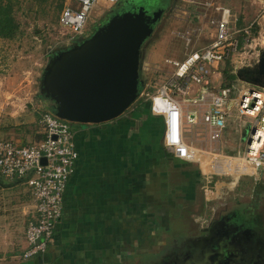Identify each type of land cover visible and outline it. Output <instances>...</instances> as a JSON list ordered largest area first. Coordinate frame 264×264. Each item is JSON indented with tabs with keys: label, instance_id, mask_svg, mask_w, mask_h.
Segmentation results:
<instances>
[{
	"label": "rangeland",
	"instance_id": "obj_1",
	"mask_svg": "<svg viewBox=\"0 0 264 264\" xmlns=\"http://www.w3.org/2000/svg\"><path fill=\"white\" fill-rule=\"evenodd\" d=\"M67 1L2 0L3 4L12 5L20 29L15 39H0V132H14L13 140L17 141L16 136L21 137L24 139L22 144L39 141L40 113L55 112L57 103L47 94L44 80L51 64H56L61 55L76 49L81 38L102 29L114 16L125 11L133 12L136 5L149 12L161 11L153 23L151 36L140 46V94L154 92L169 78L172 62L182 61L190 51L202 48L211 41L210 22L218 17L219 8L230 9L231 27L238 31L239 42L236 52L216 70L219 74L212 76L213 86L224 84V71L232 70L234 73L244 57L247 64L252 63L256 55L264 50V0H159L154 4L148 0H122L111 5L99 2L92 12L86 34L75 38L59 23ZM246 29L250 30L249 35H244L243 30ZM186 37L191 40L189 45L186 44ZM229 85L235 88L236 94L241 82L236 78ZM245 86L254 87L251 83ZM140 94L121 118L113 121L116 122L112 130L126 132L128 145L129 142L135 144L136 140L130 136L134 138L139 132V186H143L139 187V205L146 202L148 211L151 210L146 222L151 229L146 223L143 226L139 224V240L130 243L131 239L127 238L128 244L120 245L124 252L114 256L111 264H162L176 258L179 261L185 249L198 252L199 245H205L204 249H207L214 236L211 231L225 224L233 226L232 220L227 218L231 214H241V224L253 230L246 247V257L252 264H264V171L255 179H242L231 192L226 189L232 186L229 181L220 182L218 186L222 192L206 196L198 164L181 166L168 158L166 150L161 156L159 148L152 144L148 135L145 134V137L143 132L146 129L151 139L155 140L161 125L156 116L144 113L146 105L140 108L141 102L147 104ZM228 123L230 125L221 141L222 150L235 154L245 146L241 135L247 125L234 114ZM102 126L99 125L101 132L104 130ZM76 127L72 123V128ZM0 139L9 138L1 136ZM191 139L194 137L191 136ZM0 184L5 186V195L0 194V250L7 252L13 249L10 242L14 240L15 244L18 243L26 221L24 211L28 212L30 206L24 205L22 186L10 189L16 183L2 177ZM23 186L28 189L24 183ZM24 194L27 202H31V194L27 190ZM32 203L34 206L33 199ZM254 216L258 218L253 220ZM111 225L118 227L120 223L112 220ZM114 235L113 230V241L119 242L120 238ZM57 240L60 242V237ZM201 254H196L195 260L201 259ZM102 256V253L94 256V264H106L107 260Z\"/></svg>",
	"mask_w": 264,
	"mask_h": 264
},
{
	"label": "built area",
	"instance_id": "obj_2",
	"mask_svg": "<svg viewBox=\"0 0 264 264\" xmlns=\"http://www.w3.org/2000/svg\"><path fill=\"white\" fill-rule=\"evenodd\" d=\"M120 1L68 0L60 26L73 38L84 36L97 3ZM230 19V9L219 8L218 17L210 22L214 28L211 41L190 51L182 61L172 62L169 78L154 92L140 94L150 114L162 119V143L168 154L198 164L206 196L217 194L220 182L229 181L232 186L226 189L231 192L242 179H255L264 171V88L247 87L240 81L235 94L233 86L215 87L211 81L219 74L220 64L238 48V31L231 27ZM243 33L249 35L250 30ZM190 41L186 37L187 45ZM246 61L244 57L241 65ZM233 114L247 125V134L243 149L228 154L219 146ZM38 121L42 137L37 142L0 139V177L23 182L34 201L24 230L23 261L43 255L53 245L67 183L78 158L72 123L47 111L40 113Z\"/></svg>",
	"mask_w": 264,
	"mask_h": 264
},
{
	"label": "crops",
	"instance_id": "obj_3",
	"mask_svg": "<svg viewBox=\"0 0 264 264\" xmlns=\"http://www.w3.org/2000/svg\"><path fill=\"white\" fill-rule=\"evenodd\" d=\"M210 34V37H213V27ZM148 112L149 109L146 108L144 113L151 115ZM157 118L161 125L159 136L152 140L149 130L145 129L143 133L148 135L152 144L159 148L162 156L166 152L161 145L163 124L162 119ZM115 122L111 121L102 126L104 127L102 132L100 131L102 128L93 125L73 129L78 158L65 190L62 219L57 226L54 243L43 255L27 261L21 260L20 257L26 248L24 230L31 217L33 203L30 192L23 186V183L13 180L16 184L10 189L23 187L24 205L30 206V210L28 208V212L24 211L26 221L23 232L18 237V243L15 244L13 240L10 242V244L13 243V249L7 252L0 250V264H94V256L101 253L103 254L101 258L107 260L106 264H111L114 256H119L121 252H124L120 245L123 243L127 245V238L131 239L130 243L139 240V187L143 188L139 186V138H137L139 132L134 138L130 136L131 139L136 140V142L134 140L135 144L129 142L128 145L127 137L129 136L126 132L112 130ZM3 132H7L6 135ZM3 132H0V137L6 136L13 140L14 132L10 130ZM39 134L38 139L40 140L41 130ZM246 134L247 130L241 135L242 141ZM16 137V142L24 143V139ZM219 147L222 152H225L222 150L221 143ZM168 156L171 161L181 166L192 164ZM4 187V184H0V194L3 196L5 195ZM25 190L30 195L31 202H27ZM220 192L222 191L219 188L217 194ZM112 220L120 225L113 227ZM113 230L115 231L114 237L120 238L119 242L113 241ZM58 237H60V242H57ZM17 245H19L18 249Z\"/></svg>",
	"mask_w": 264,
	"mask_h": 264
},
{
	"label": "water",
	"instance_id": "obj_4",
	"mask_svg": "<svg viewBox=\"0 0 264 264\" xmlns=\"http://www.w3.org/2000/svg\"><path fill=\"white\" fill-rule=\"evenodd\" d=\"M144 7L116 15L76 49L51 64L44 80L48 95L56 103L54 115L74 124L100 125L120 118L141 91L140 46L151 36L153 23ZM236 78L264 88L253 77L264 76V50L252 63L235 69Z\"/></svg>",
	"mask_w": 264,
	"mask_h": 264
},
{
	"label": "flooded vegetation",
	"instance_id": "obj_5",
	"mask_svg": "<svg viewBox=\"0 0 264 264\" xmlns=\"http://www.w3.org/2000/svg\"><path fill=\"white\" fill-rule=\"evenodd\" d=\"M138 7V5L135 6L136 9ZM151 14L152 12L149 13L147 11L148 16H151ZM253 78L256 82L264 84V76H255ZM254 217L252 218L253 220L258 218ZM227 218L232 220L233 224L231 225L233 226L225 224L214 231L210 230L214 236L208 244L207 249H204L205 245H199L200 250L198 252L192 251V249H185L181 260L178 261L176 258L174 261H171V259H168L166 263L163 262L162 264H252L253 262L251 263L245 254L248 252L246 247L251 241L250 238L253 236V230L244 228L245 226L240 222L243 220L241 214H231ZM196 254H201L202 258L195 260Z\"/></svg>",
	"mask_w": 264,
	"mask_h": 264
},
{
	"label": "trees",
	"instance_id": "obj_6",
	"mask_svg": "<svg viewBox=\"0 0 264 264\" xmlns=\"http://www.w3.org/2000/svg\"><path fill=\"white\" fill-rule=\"evenodd\" d=\"M159 0H148L149 3H157ZM146 10V9H145ZM149 12V11H148ZM156 12L155 10L150 11L149 13ZM19 24L16 22L14 15H13V7L10 3L3 4L2 0H0V39L4 40H13L19 35ZM222 78L225 80L224 84H222V88H231L229 84H232L236 81V76L232 72V70H226L222 74ZM228 84L229 86H226ZM146 105L147 110L149 109L147 104L140 103V108ZM149 113V112H148ZM110 123V122H108ZM108 123H104L103 125H106ZM77 127L79 126H87V125H81L76 124ZM95 127H99V125H93ZM151 210L148 211V208L146 207V202L142 203V205H139V224L143 226L144 223H146L148 220L147 217H150ZM148 226L149 229L151 227ZM140 230V229H139ZM146 239V237H145Z\"/></svg>",
	"mask_w": 264,
	"mask_h": 264
},
{
	"label": "bare ground",
	"instance_id": "obj_7",
	"mask_svg": "<svg viewBox=\"0 0 264 264\" xmlns=\"http://www.w3.org/2000/svg\"><path fill=\"white\" fill-rule=\"evenodd\" d=\"M200 157V156H199Z\"/></svg>",
	"mask_w": 264,
	"mask_h": 264
}]
</instances>
